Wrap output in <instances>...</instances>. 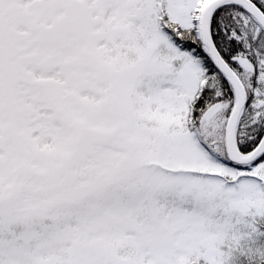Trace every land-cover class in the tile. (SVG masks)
Masks as SVG:
<instances>
[{"label":"snow or ice","instance_id":"6c2138e0","mask_svg":"<svg viewBox=\"0 0 264 264\" xmlns=\"http://www.w3.org/2000/svg\"><path fill=\"white\" fill-rule=\"evenodd\" d=\"M0 264H264V0H0Z\"/></svg>","mask_w":264,"mask_h":264}]
</instances>
